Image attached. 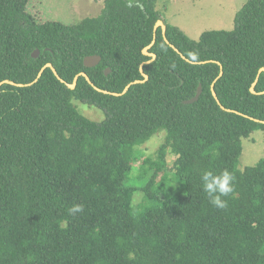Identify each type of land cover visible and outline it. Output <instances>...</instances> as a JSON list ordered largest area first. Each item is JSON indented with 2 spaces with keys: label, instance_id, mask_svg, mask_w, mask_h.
Returning <instances> with one entry per match:
<instances>
[{
  "label": "trees",
  "instance_id": "obj_1",
  "mask_svg": "<svg viewBox=\"0 0 264 264\" xmlns=\"http://www.w3.org/2000/svg\"><path fill=\"white\" fill-rule=\"evenodd\" d=\"M95 1L98 15L62 23L39 21L30 0H0V82L15 83L0 84V264H264V157L238 168L242 139L264 134V72L250 91L264 67V0L196 40L157 0ZM159 19L173 47L154 34ZM89 55L98 64L84 66ZM46 63L63 81L50 67L34 81ZM141 63L148 78L132 83ZM80 72L92 84L79 75L69 88ZM160 130L155 156L135 166Z\"/></svg>",
  "mask_w": 264,
  "mask_h": 264
},
{
  "label": "rangeland",
  "instance_id": "obj_2",
  "mask_svg": "<svg viewBox=\"0 0 264 264\" xmlns=\"http://www.w3.org/2000/svg\"><path fill=\"white\" fill-rule=\"evenodd\" d=\"M246 0H157L156 9L161 13L166 23L179 27L191 39H198L203 31L230 30L233 27V17ZM103 6L102 1L95 0H30L29 10L36 11L40 20H54L62 23H77L84 17L98 15ZM31 7V8H30ZM72 104L79 113L92 120H102L104 113L91 105L77 99ZM263 131L257 130L248 138L242 139V153L238 168L254 164L264 157ZM165 132L160 130L137 148L141 153L137 166L144 157H154L159 145L163 142ZM175 156L169 151L166 156L168 167H172ZM137 168L131 172L137 175ZM161 176V175H160ZM158 175L157 179L160 180ZM146 180H127V186H141ZM170 196V190L166 193ZM141 194L135 195L134 203L140 200ZM231 195H238L231 192Z\"/></svg>",
  "mask_w": 264,
  "mask_h": 264
},
{
  "label": "water",
  "instance_id": "obj_3",
  "mask_svg": "<svg viewBox=\"0 0 264 264\" xmlns=\"http://www.w3.org/2000/svg\"><path fill=\"white\" fill-rule=\"evenodd\" d=\"M158 26L161 27V29H162V33H163V37H164L165 41L168 42V40H167V38H166V36H165V34H164V32H165V25H164V23H163V21H162L161 19L157 20L156 23H155V25H154V30H153V31H154V34H155V30H156V28H157ZM153 43H154V36H153V39H152L151 43H150L149 45H147L146 47H144L143 50H142V52H143L144 55H148V56H150V60H148L147 62H150L151 60H153V59L155 58V54L152 53V52H149V51H148V49L150 48V46H151ZM168 43H169V42H168ZM169 45L173 47L172 44L169 43ZM176 50H177V49H176ZM177 51H178V50H177ZM38 53H39V50H38V49H35V50L32 52L31 56H32V57H36V56L38 55ZM180 55L182 56V58L186 59L182 54H180ZM99 61H100V56H99V55H89V56H86V57L83 59V64H84V66H86V67H92V66L98 64ZM142 65H143V63L140 64V66H139V71H140V73L143 75L144 79H143V80H134L132 83L144 82L145 80H147L148 76L144 73ZM46 67H50V68L52 69L53 73L56 75V77H57L59 80L63 81V80L59 77V75L57 74L55 68L51 65V63H46L45 65H43V66L41 67V69L39 70V72H38L36 78L34 79V81H36L37 78L40 77V75L42 74V71H43ZM109 71H110L109 68H106V69L104 70V74H107ZM261 72H264V67H261V68L258 70V73H257V75H256V78H255L254 82L251 84L250 91H251L252 93H256L255 90H254V86H255V84H256V82H257V80H258L259 74H260ZM221 74H222V72L220 71L219 75H221ZM79 75H80V76H84L85 79H86L89 83H91V81H90L89 77L87 76V74H86L85 72H80V73H78L77 75L74 76V78H73V82H72V83H66L67 86H68L69 88H74V87H75V84H76V82H77V78H78ZM4 82L10 83V84H15L13 81H10V80H3V81L0 82V84H2V83H4ZM91 84H92V83H91ZM130 84H131V83H130ZM130 84L126 85L121 93H124V92L128 89V87H129ZM213 84H214V82H213L212 85H211V92H212L213 97L215 98V100H216L217 103L219 104V100H218V98H217V96H216V93H215V91H214V89H213ZM17 85H20V86H21L22 84H21V83H18ZM94 88H95L96 90H98V91H101V92H104V93H108V91H106V90H102V89H100V88H98V87H96V86H94ZM121 93H119V94H121ZM200 93H201V85H198V88H197V91H196L195 95H194L193 97H191L190 99L184 100V103H192V102L196 101V100L198 99ZM261 93H263V92H261ZM111 94H113V95H119L118 93H115V92H111ZM220 107L223 108L222 105H220ZM228 110L230 111L231 109H228ZM236 112H237V111H236ZM237 113H238V112H237Z\"/></svg>",
  "mask_w": 264,
  "mask_h": 264
}]
</instances>
